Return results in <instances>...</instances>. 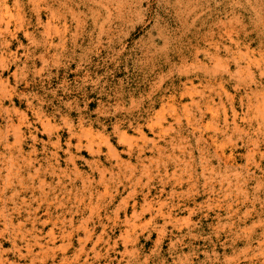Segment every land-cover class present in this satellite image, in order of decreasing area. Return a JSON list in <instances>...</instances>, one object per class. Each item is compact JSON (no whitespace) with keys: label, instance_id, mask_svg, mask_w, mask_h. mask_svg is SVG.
I'll return each instance as SVG.
<instances>
[{"label":"rangeland","instance_id":"rangeland-1","mask_svg":"<svg viewBox=\"0 0 264 264\" xmlns=\"http://www.w3.org/2000/svg\"><path fill=\"white\" fill-rule=\"evenodd\" d=\"M0 84V264H264V0H0Z\"/></svg>","mask_w":264,"mask_h":264},{"label":"bare ground","instance_id":"bare-ground-1","mask_svg":"<svg viewBox=\"0 0 264 264\" xmlns=\"http://www.w3.org/2000/svg\"><path fill=\"white\" fill-rule=\"evenodd\" d=\"M2 63H4V62H2ZM1 84H2V83H1ZM1 84H0V85H1ZM3 86H4V85H3ZM0 87H1V86H0ZM0 90H1V89H0ZM5 91H7V89H6ZM11 92H12V91H11ZM1 93H3V91H2ZM7 93H8V92H7ZM3 94L6 95L5 92H4ZM1 96H2V95H1ZM1 98H2V97H1ZM17 113H18V112H17ZM21 115H22V114H21ZM38 115H39V114H38ZM24 116H25V115H24ZM21 117H22V116H21ZM18 119H19V118H18ZM20 119H21V118H20ZM20 119H19V120H20ZM21 120H22V119H21ZM40 122H41V121H40ZM42 123H43V122H42ZM152 123H153V122H152ZM149 124H150V123H149ZM18 128H20V127L18 126ZM16 130L18 131V129H16ZM138 130H139V129H138ZM17 131H14L15 134H16ZM18 132H19V131H18ZM18 132H17V134H16V135L18 136V137H16L17 140H18V138H19V136H20V135H18ZM88 132H89V131H88ZM140 132H141V131H140ZM82 133H83V132H82ZM19 134H20V133H19ZM88 134H89V133H88ZM88 134L86 133V137L89 136ZM16 135H15V136H16ZM73 135H74V134H73ZM121 135L126 136L124 133H122ZM121 135H120V136H121ZM13 136H14V135H13ZM15 136H14V137H15ZM70 136H71V135H70ZM78 136H79V135H78ZM80 136H81V135H80ZM80 136H79V137H80ZM124 136H121L122 139H123ZM140 136H141V135H140ZM143 136H144V135H143ZM143 136H142V137H143ZM73 137H74V136H73ZM83 137H84V135H83ZM86 137H85V138H86ZM99 137H100V136H99ZM101 137H102V136H101ZM75 138H76V137H75ZM80 138H81V137H80ZM124 138H125V137H124ZM143 138H144V137H143ZM143 138H142V139H143ZM126 139H128V136H126L125 140H126ZM144 139H145V138H144ZM144 139H143V140H144ZM90 140H92V139H90ZM101 140H102V139H101ZM104 140L106 141V139L103 138V142H104ZM123 140H124V139H123ZM123 140H121V142H122ZM125 140H124V142H125ZM18 141H19V140H18ZM88 141H89V140H88ZM127 141H128V144H127V145H131V143H129V139H128ZM127 141H126V142H127ZM76 142H78V141H76ZM92 142H93V141H92ZM103 142H102V143H103ZM17 143H18V142H17ZM67 143H68V142H67ZM93 143H94V142H93ZM99 143H100V142H99ZM99 143H98V144H99ZM106 143H107V141L105 142V144H106ZM151 143H152V142H151ZM13 144H16V142L13 143ZM20 144H21V143H20ZM68 144H69V143H68ZM68 144H67V145H68ZM87 144H88V142H87ZM125 144H126V143H125ZM16 145H18V144H16ZM69 145H71V144H69ZM80 145H81V144H80ZM88 145H90V143H89ZM88 145H87V146H88ZM99 145H100V144H99ZM99 145H98V146H99ZM107 145H108V143H107ZM7 146L9 147L10 145H7ZM7 146H6V147H7ZM14 146H15V145H14ZM83 146H84V145H83ZM85 146H86V145H85ZM87 146H86V147H87ZM103 146H104V145H103ZM109 146L111 147V145H109ZM109 146H107V147L109 148L107 151H111V149H110ZM131 146H133V145H131ZM131 146H130V147H131ZM137 146L141 148V146H139V145H137ZM137 146H136V147H137ZM153 146H154V145H153ZM12 147H13V145H12ZM89 147H92V146H89ZM130 147H129V148H130ZM9 148H10V147H9ZM9 148H8V149H9ZM57 148H58V147H57ZM79 148H80V146H79ZM87 148H88V147H87ZM113 148H114V147H113ZM113 148H112V149H113ZM155 148H156V147H155ZM77 149H78V147H77ZM91 149H92V148H91ZM91 149H89V150H91ZM16 150H18V148H17ZM19 150H20V148H19ZM87 150H88V149H87ZM95 150H96V149H95ZM95 150H94V152H97V150H96V151H95ZM113 150H115V149H113ZM113 150H112V151H113ZM67 151H68V150H67ZM91 151H92V152H91ZM91 151H90V152H91V154H92V153H93V150H91ZM115 151H116V150H115ZM115 151H114V152H111V153L114 154ZM140 152L142 153V151H140ZM98 153H100V152H97V154H98ZM129 153H130V152H129ZM129 153H128V154H129ZM8 154H9V153H8ZM55 154H56V153H55ZM94 154H95V153H94ZM115 154H116V153H115ZM115 154H114V155H115ZM137 154H139V153L137 152ZM10 155H11V154H10ZM18 155H19V154H18ZM14 156H15V155H14ZM55 156H56V155H55ZM73 156H74V155H73ZM109 156H110V155H109ZM118 156H119V155H118ZM10 157H11V156H10ZM10 157H8V158H10ZM71 157H72V156H71ZM111 157H112V156H111ZM12 158H13V157H12ZM14 158H15V157H14ZM16 158H17V157H16ZM24 158H25V157H24ZM69 158H70V157H69ZM72 158H73V157H72ZM112 158H115V156H113ZM116 158H117V157H116ZM116 158H115V159H116ZM118 158H119V157H118ZM18 159H20V158L18 157ZM139 159H140V158H139ZM10 160H11V158H10ZM21 160H22V159H21ZM24 160H25V159H24ZM27 160H28V159H27ZM27 160H26V161H27ZM68 160L71 161L72 159H71V160L68 159ZM26 161H25V163H26ZM11 162H12V161H11ZM11 162H10V163H11ZM21 162H22V161H21ZM29 162H30V161H28V163H29ZM10 163L7 162L8 166H9ZM13 163H15V160L13 161ZM72 163H73V162H72ZM2 164H3V163H2ZM11 164H12V163H11ZM11 164H10V167H11ZM16 164H18V163H16ZM18 165H21V163L18 164ZM30 165H32V164H30ZM30 165H29V166H30ZM74 165H75V164H73V167H74ZM5 166H6V164H5ZM15 166H16V165H15ZM25 166H26V165H25ZM10 167H8L9 169L7 168V171H6V172H8V170H10V169H13V168H10ZM16 167H17V166H16ZM16 167H14V168H16ZM18 167H19V166H18ZM1 168H2V167H1ZM3 168H6V167H3ZM16 169H17V168H16ZM18 169H19V168H18ZM5 170H6V169H5ZM5 170H4V172H5ZM75 170H77V169L75 168ZM97 170H98V168H97ZM99 170H100V169H99ZM1 171H2V170H1ZM10 171H11V170H10ZM17 171H18V170H17ZM19 171H20V170H19ZM71 171H72V170H71ZM2 172H3V171H2ZM11 172H12V171H11ZM14 172H15V171H14ZM99 172H100V174L102 173L101 170H100ZM8 173H9V172H8ZM15 173H17V172H15ZM75 173H76V171H75ZM1 174H2V173H1ZM6 174H7V173H6ZM9 174H10V173H9ZM9 174H8V177L10 176ZM12 174H14V173L12 172ZM18 174H19V173H18ZM18 174H17V175H18ZM28 174H29V173H28ZM77 174L80 175L79 173H77ZM3 175H5V174H3ZM14 175H16V174H14ZM19 175H20V174H19ZM102 175H103V173H102ZM102 175H101V177H102ZM11 176H13V175H11ZM4 177H5V176H4ZM15 177H16V176H15ZM21 177H22V176H21ZM31 177L33 178V176H31ZM31 177H29V178H31ZM101 177H100V178H101ZM11 178H13V177H11ZM11 178H10V179H11ZM18 178H19V177H18ZM32 178H31V179H32ZM5 179L8 180L7 178H5ZM21 179H22V178H21ZM21 179H20V180H21ZM101 179H102V178H101ZM2 180H3V177H2ZM6 180H4V181H6ZM69 180H70V179H69ZM91 180H93V178H92ZM0 181H1V179H0ZM18 181H19V180H18ZM24 181H25V180H24ZM73 181H74V180H73ZM88 181H89V180H88ZM103 181H105V180H103ZM103 181H99V182H103ZM1 182H2V181H1ZM16 182H17V181H16ZM4 183H6V182H4ZM7 183H8V186H9L10 184H12V183H10V181H9V182L7 181ZM7 183H6V184H7ZM44 183H45V182H44ZM20 184H21V183H20ZM27 184H28V183H27ZM42 184H43V183H42ZM14 185H15V184H14ZM16 185H17V184H16ZM18 185H19V183H18ZM21 185H22V184H21ZM83 185H84V184H83ZM87 185H88V184H87ZM89 185H91V184L89 183ZM4 186H5V185H4ZM28 186H29V184H28ZM40 186H41V185H40ZM40 186H38V187H40ZM6 187H7V186H6ZM15 187H16V186H15ZM24 187H25V185H24ZM82 187H83V186H82ZM10 188H11V187H10ZM41 188L43 189V187H41ZM85 189H86V188H85ZM11 190H12V189H11ZM22 190H23V189H22ZM25 190H26V189H25ZM32 190H33V189H32ZM43 190H44V189H43ZM19 191H20V190H19ZM54 191H55V190H54ZM86 191H87V190H86ZM88 191H89V189H88ZM5 192H6V191H5ZM14 192H15V191H14ZM0 193H1V192H0ZM89 193H90V192H89ZM106 193H107V192H106ZM2 194H3V192H2ZM16 194H17V193H16ZM46 194H47V193H46ZM80 194H81V193H80ZM80 194H79V195H80ZM0 195H1V194H0ZM10 195H11V194H10ZM10 195H8L9 198H10ZM12 195H13V194H12ZM90 195H91V194H90ZM13 196H14V195H13ZM17 196H18V194H17ZM39 196H40V195H39ZM39 196H37V197H39ZM44 196H45V195H44ZM44 196H43V197H44ZM0 197H2V196H0ZM5 197H6V195H5ZM83 197H84V196H83ZM6 198H7V197H6ZM11 198H12V197H11ZM22 198H23V197H22ZM12 199H13V198H12ZM32 199H33V198H32ZM80 199H81V198H80ZM82 199H83V198H82ZM98 199H99V198H98ZM0 200H1V199H0ZM9 200L11 201V199H9ZM23 200H26V199L23 198ZM40 200H42V199H40ZM44 200H45V198H44ZM78 200H79V199H78ZM88 200H89V199H88ZM31 201H32V200H31ZM33 201H34V200H33ZM54 201H55V200H54ZM73 201H75V199H74ZM11 202H12V201H11ZM21 202H23V201L21 200ZM21 202H20V203H21ZM40 202H41V201H40ZM52 202H53V201H51V203H52ZM57 202H59V201H57ZM63 202H64V201H63ZM75 202H76V201H75ZM89 202H90V200H89ZM41 203H42V202H41ZM78 203H80V201H79ZM21 204H22V203H21ZM29 204H30V203H29ZM25 205H27V204H25ZM57 205H59V203H58ZM57 205H55V206H57ZM70 205H71V204H70ZM90 205H91V204H90ZM148 205L150 206V204H148ZM14 206H15V205H14ZM20 206H21V205H20ZM5 207H6V206H5ZM18 207H19V206H18ZM35 207H36V206H35ZM47 207H48V206H47ZM99 207H100V206H99ZM36 208H37V207H36ZM55 208H57V207H55ZM65 208H66V207H65ZM91 208H93V207L91 206ZM91 208H90V209H91ZM96 208H97V207H96ZM147 208H148V207H147ZM17 209H18V208H17ZM17 209H16V210H17ZM23 209H24V208H23ZM34 209H35V208H34ZM100 209H101V208H100ZM5 210H6V209H5ZM40 210H41V209H40ZM143 210H145V209H143ZM147 210H148V209H147ZM2 211H3V210H2ZM2 211H0V213H3V214H4V212H2ZM11 211H13V210H11ZM28 211H29V210H28ZM41 211H42V210H41ZM69 211H70V210H69ZM91 211H92V209H91ZM145 211H146V210H145ZM160 211H161V209H160ZM5 212H6V211H5ZM18 212H19V211H18ZM25 212H26V211H25ZM30 212H31V211H30ZM44 213H46V212H44ZM3 214H2V215H3ZM7 214H8V213H7ZM4 215H5V214H4ZM4 217H5V216H4ZM27 217L29 218V216H27ZM27 217H26V219H27ZM33 218H34V217H33ZM137 218H138V217H137ZM5 219H6V218H5ZM8 219H9V218H8ZM24 219H25V218H24ZM29 219H30V218H29ZM63 219H64V218H63ZM66 219H67V218H66ZM70 219H71V218H69V220H70ZM67 220H68V219H67ZM71 220H72V219H71ZM43 221H44V220H43ZM61 221H63V220L61 219ZM64 221H65V220H64ZM86 221H87V220H86ZM86 221H85V222H86ZM32 222H33V221H32ZM68 222H71V221H68ZM85 222L83 221V223H85ZM9 223H10V222H9ZM7 224H8V223H7ZM18 224L20 225L19 222H18ZM18 224H17V225H18ZM22 224L24 225L23 222H22ZM45 224H46V223H45ZM54 224H55V223H54ZM86 224H87V222L85 223V225H84L83 227H86ZM11 225H12V224H11ZM11 225H10V226H11ZM17 225H16V226H17ZM43 225H44V224H43ZM43 225H42V226H43ZM61 225H63V224H61ZM70 225H72V223H70ZM5 226H6V225H5ZM53 226H54V225H53ZM22 227H23V226H22ZM35 227H36V226H35ZM55 227H56V226H55ZM83 227H82V228H83ZM6 228H7V227H6ZM31 228H32V227H31ZM32 229H34V228H32ZM50 229H51V228H50ZM83 229H84V228H83ZM11 230H12V229H11ZM21 230H22V229H21ZM24 230H25V229H24ZM35 230H36V228H35ZM51 230H52V229H51ZM51 230H49V231H51ZM61 230H62V229H61ZM2 231H3V230H2ZM17 231H18V230H17ZM25 231H26V230H25ZM27 231H29V230H27ZM84 231H85V230H84ZM30 232H31V231H30ZM39 232H40V231H39ZM51 232H52V231H51ZM67 232H68V231H67ZM67 232H66V234H67ZM87 232H89V231H87ZM1 233H2V232H0V234H1ZM11 233H13V232H11ZM17 233H18V232H17ZM20 233H21V232H20ZM71 233H72V232H71ZM5 234H6V233H5ZM14 234H16V233H14ZM22 234H23V233H22ZM45 234H46V233H45ZM60 234H61V233H60ZM60 234H59V235H60ZM64 234H65V233H64ZM66 234H65V235H66ZM87 234H88V233H87ZM20 235H21V234H20ZM50 235H51V234L49 233L48 236H50ZM22 236H23V235H22ZM22 236H21V238H22ZM35 236H36V235H35ZM35 236H34V237H35ZM62 236H64V235H62ZM66 236H67V235H66ZM69 236H70V235H69ZM13 237H15V236L13 235ZM23 237H25V236H23ZM59 237H60V236H59ZM29 238H30V237H29ZM67 238H68V236H67ZM38 239H39V237H38ZM54 239H55V238H53L52 240H54ZM61 239H62V238H61ZM63 239H64V238H63ZM14 240H15V239H14ZM20 240H21V239H20ZM34 240H37V239H34ZM21 241H22V240H21ZM13 242H14V241H13ZM83 242H85V240H84ZM69 243H70V242H69ZM85 243H86V242H85ZM85 243H83L82 245H84ZM12 244H13V243H12ZM14 244H15V243H14ZM29 244H31V243H29ZM32 244H33V243H32ZM34 244H36V243H34ZM15 245H16V244H15ZM24 245H25V244H24ZM46 245H47V244H46ZM66 245H67V244H66ZM66 245H65V247H66ZM12 246H13V245H12ZM28 246H29V245H28ZM34 246H35V245H34ZM37 246H39V243H38V242H37ZM41 246H43V245H41ZM41 246H40V247H41ZM67 246H69V245H67ZM17 247H18V246H17ZM63 247H64V246H63ZM63 247H62V248H63ZM25 248H26V247H25ZM25 248H24V249H25ZM38 248H39V247H38ZM49 248H50V247H49ZM66 248H67V247H66ZM1 249H2V248H1ZM14 249H16V247H15ZM14 249H13V250H14ZM27 249H28V247H27ZM27 249H26V250H27ZM29 249H30V248H29ZM47 249H48V247H47ZM51 249H53V248H51ZM82 249H83V248H82ZM31 250H32V249H31ZM38 250L41 251V249H38ZM42 250H43V249H42ZM48 250H49V249H48ZM65 250H66V249H64V251H65ZM16 251H17V250H16ZM28 251H29V250H28ZM28 251H27V254H28ZM40 251H38V252H40ZM44 251H45V250H44ZM51 251L53 252L54 250H51ZM38 252H37V254H38ZM19 253H21V252H19ZM35 253H36V252H35ZM53 253H54V252H53ZM53 253H52V255H54ZM24 254H25V253H24ZM24 254H23V255H24ZM21 255H22V254H21ZM23 255H22V256H23ZM0 256H1V255H0ZM33 256H34V255H33ZM33 256H32V257H33ZM20 257H21V256H20ZM4 258H5V257H4ZM35 258H36V257H35ZM1 259H2V258L0 257V260H1ZM32 259H34V258H32ZM42 259H43V258H40V261H41V262H43ZM63 259H64V258H62V260H63ZM66 259H67V258H66ZM3 260H4V259H3ZM37 260H39V259H37ZM64 261H65V260H64ZM64 261H60V262H62V264H63ZM32 262H33V261H32ZM32 264H33V263H32ZM60 264H61V263H60ZM66 264H67V263H66Z\"/></svg>","mask_w":264,"mask_h":264}]
</instances>
